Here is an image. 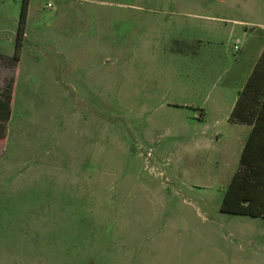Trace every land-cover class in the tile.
I'll list each match as a JSON object with an SVG mask.
<instances>
[{"label":"rangeland","instance_id":"rangeland-1","mask_svg":"<svg viewBox=\"0 0 264 264\" xmlns=\"http://www.w3.org/2000/svg\"><path fill=\"white\" fill-rule=\"evenodd\" d=\"M229 1L0 0V264L144 263L178 208L236 226L219 207L239 156L211 150L225 141L199 118L236 66L215 17L256 4L263 25L264 0Z\"/></svg>","mask_w":264,"mask_h":264},{"label":"crops","instance_id":"crops-1","mask_svg":"<svg viewBox=\"0 0 264 264\" xmlns=\"http://www.w3.org/2000/svg\"><path fill=\"white\" fill-rule=\"evenodd\" d=\"M240 2L241 0H230L227 2V7L233 10ZM244 2L250 3L251 0ZM255 6L256 4L246 5L250 10H257L259 13H251L243 19L215 17L214 21L225 23L224 28L229 36H235L232 51L235 53L233 64L236 66L227 83L217 87L212 99L205 104L203 111L205 119L199 118L203 128L207 127L217 143L221 142L222 145L225 141L222 148L211 150H223V156L231 160L239 156L235 170L239 166L241 152L264 99V28L259 33L256 30L262 25L260 23L262 16L261 10ZM195 16L199 19L209 18L204 14H195ZM251 25L254 27H248ZM240 26L243 27L242 30L239 29ZM234 44L239 46L237 51L234 50ZM249 79V86L237 110L238 114L232 118L240 93ZM209 120L210 126H207ZM203 131L201 130V133ZM202 149L206 148L200 147V150ZM4 150V143H0V153L3 154ZM181 203L186 207L190 205L185 200ZM187 209L190 211L189 214L186 213ZM187 209L178 208L176 214H169L163 219V230L154 236L153 244H149L143 252L147 254L148 259L140 264H183L184 261L191 259L192 264H264L263 221L248 220L243 215L232 214L233 216L221 222V225H226L225 220L231 218L236 220V226L231 225L233 227H230L225 234L219 230L220 223L218 225L213 223L211 221L213 219L197 209L189 207ZM219 217L225 216H217ZM229 238L233 241L227 240ZM236 242H244V244ZM235 243L238 245L236 249L241 251L238 258L231 254L232 247L237 246ZM244 254L249 256L244 258Z\"/></svg>","mask_w":264,"mask_h":264},{"label":"trees","instance_id":"trees-1","mask_svg":"<svg viewBox=\"0 0 264 264\" xmlns=\"http://www.w3.org/2000/svg\"><path fill=\"white\" fill-rule=\"evenodd\" d=\"M26 14L27 3L23 1L15 40V58L24 36ZM184 51L182 49V52ZM249 81L250 79L240 93L232 118L238 114L237 110ZM10 103L9 94L0 95V143L5 141V125L10 115ZM219 209L230 214L264 218V99L241 152L239 166L224 190Z\"/></svg>","mask_w":264,"mask_h":264},{"label":"built area","instance_id":"built-area-1","mask_svg":"<svg viewBox=\"0 0 264 264\" xmlns=\"http://www.w3.org/2000/svg\"><path fill=\"white\" fill-rule=\"evenodd\" d=\"M239 49V46L237 44L234 45V50L237 51Z\"/></svg>","mask_w":264,"mask_h":264}]
</instances>
